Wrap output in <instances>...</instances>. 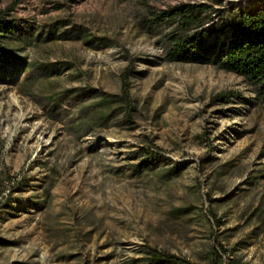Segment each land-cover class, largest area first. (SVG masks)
Segmentation results:
<instances>
[{"label": "rangeland", "instance_id": "374dc122", "mask_svg": "<svg viewBox=\"0 0 264 264\" xmlns=\"http://www.w3.org/2000/svg\"><path fill=\"white\" fill-rule=\"evenodd\" d=\"M182 1L0 0V264H264V102L162 59Z\"/></svg>", "mask_w": 264, "mask_h": 264}, {"label": "trees", "instance_id": "16d2710c", "mask_svg": "<svg viewBox=\"0 0 264 264\" xmlns=\"http://www.w3.org/2000/svg\"><path fill=\"white\" fill-rule=\"evenodd\" d=\"M221 3L222 0L182 1L153 11L147 24L163 28V60L211 64L240 74L251 84L256 98L264 102V0L251 8L233 4L224 10L215 7ZM14 26V21L6 19L0 10V37H8ZM4 44H0V49H5ZM114 98L131 108L125 76L121 92L103 99ZM147 261L186 264L184 258L156 247L147 250Z\"/></svg>", "mask_w": 264, "mask_h": 264}]
</instances>
